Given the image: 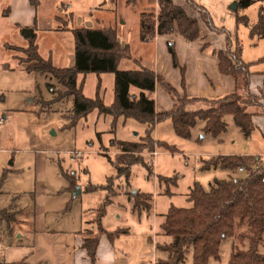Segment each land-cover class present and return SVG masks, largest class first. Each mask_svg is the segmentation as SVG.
<instances>
[{
  "label": "rangeland",
  "instance_id": "obj_1",
  "mask_svg": "<svg viewBox=\"0 0 264 264\" xmlns=\"http://www.w3.org/2000/svg\"><path fill=\"white\" fill-rule=\"evenodd\" d=\"M23 1L14 0V3ZM38 1V7L31 10L36 19L34 33L40 53L45 58L51 57L56 66L73 64V30L108 28L115 29L118 38L131 48V61H123L119 69H151L143 64H147L155 46L141 36V14L156 10V0ZM173 1L199 20L204 30L202 36L210 38L206 50L213 47L226 50V37L209 32L187 0ZM194 1L205 6L215 24L229 32L232 52L237 50V44L241 46L242 61L250 64L251 72L264 71V37L253 33L260 11L264 10V0H254L247 8H239L240 0ZM234 3L237 11L231 12L229 7ZM238 17L243 18L240 24L236 22ZM9 22L0 8V120L7 118L6 124L0 125V178L8 171L0 190V211L6 210L16 217L13 222H7L0 215L3 218L0 241L6 248L0 251V256L3 258L5 252L7 262L34 264L39 259L54 262L61 257L64 264H71L70 253L76 238L89 237L83 231L91 230L93 237L105 235L94 221L98 210L110 199L105 205L102 225L107 232L122 231L114 241L116 264H156L159 258H166L158 252L157 245L171 242L161 229L171 207L191 208L188 197L196 184L210 190L217 180L230 181L247 174L220 168L203 170L204 162L219 156H245L250 150L262 156L264 164V140L260 132L246 137L232 116H226L227 130L218 137L204 134V123L198 122L191 137L183 138L176 133L172 121L167 120L156 125L153 139L173 146L175 152L158 147L154 154H147V160H152L154 165L152 175L143 164H135L128 178L118 176L111 162L117 154L116 143L139 142L145 137L147 126L124 117L115 121L113 116L95 110L81 119L76 128L65 130L69 123L65 114L73 109L74 100H65L51 108L42 105L55 97L53 88L64 89L50 76L28 73L16 65L15 57L20 53L14 47H28L23 36L28 28L24 24L11 26ZM4 41L8 42L6 46ZM5 63L10 69L3 66ZM78 84L87 98L95 99L99 95L106 106L115 102L112 73L80 75ZM131 94L139 95L140 91L132 87ZM150 96L156 97L154 93ZM193 107L191 110H198ZM254 111L264 115L260 108H252L251 112ZM62 171L76 177L73 191L68 190L70 183ZM160 176L173 180L161 183ZM176 176L178 181L174 185ZM93 186L107 188L90 193L87 189ZM133 192L153 196L152 212L133 213L134 200L129 196ZM245 231L246 225L236 228L237 234ZM235 247L246 250L249 241L226 239L220 248V259H211L210 264H230ZM259 252L264 254V240ZM181 264H193L192 252Z\"/></svg>",
  "mask_w": 264,
  "mask_h": 264
},
{
  "label": "trees",
  "instance_id": "obj_2",
  "mask_svg": "<svg viewBox=\"0 0 264 264\" xmlns=\"http://www.w3.org/2000/svg\"><path fill=\"white\" fill-rule=\"evenodd\" d=\"M155 1V0H152ZM157 9L148 10L141 14V36L144 41H152L157 36H172L178 34L187 43H194L200 37V26L197 18L191 17L180 5L173 0H156ZM254 0H240L239 8L249 7ZM34 7H38V0H30ZM188 5L194 10L203 22L207 30L219 36L226 37V50H214L213 54L219 60V71L223 75L232 76L238 83L237 89L223 97L210 99L204 97H189L181 94L176 87L165 80L152 69L139 68L133 70H121L120 64L131 61V50L123 46L118 40V32L115 29H88L73 30L75 66L65 68L56 66L52 59H46L40 54L37 44V36L28 39V47H14L17 66L28 73H36L50 76L61 85L64 91H56L55 97L43 102L42 105L51 108L57 103L73 99V109L66 115L69 123L65 130L76 128L79 121L97 110L100 114L113 116L115 121L119 117L133 119L146 125L145 137L139 142H117V154L114 161L111 160L117 175L129 177L131 167L135 164H143L153 174V161L147 160V154H154L159 148L175 152V148L164 142L153 139L156 125L167 120L172 121L176 133L183 138H190L192 130L198 122L204 123L203 133L218 137L227 130L226 116H232L236 125L246 137H250L255 130L253 117L257 112L251 109L261 106V99L251 93L252 72L250 64H246L241 58V46L237 44V50L232 52V41L229 32L225 28L218 27L210 11L194 0H187ZM237 11V10H236ZM235 11V12H236ZM243 18L236 19L240 24ZM253 33L264 37V10L260 11L258 23ZM210 46L205 44L204 50ZM172 56L173 66L180 70L182 83L185 85L186 69L179 63L173 42L168 43ZM25 66V67H23ZM10 69L7 64L4 66ZM94 73L98 76L112 73L115 75V102L106 106L98 95L95 99L87 98L83 94L82 87L78 84L80 75L86 76ZM160 85L170 94L174 101L171 110L165 112L156 111V102L150 96ZM137 88L139 95H132L131 88ZM241 87V88H240ZM205 104L209 108L190 110L196 104ZM224 169L239 171L243 169L247 173L242 178L230 181L217 180L211 185L210 190L196 184L189 193L188 200L192 203L189 209L171 207L161 225L164 235L171 238L170 243L157 245L158 252L165 254L166 258H159L156 264H181L189 252H192L193 264H210L211 259H220V248L228 238H236L239 241H249L246 250L234 248L230 264H264V254L259 252V246L264 240V164L261 158L255 156H219L204 162L203 170ZM8 171L0 178V190L2 189ZM62 175L70 183L69 191L76 187V177L63 171ZM173 178L159 177V182L170 183ZM178 177L174 185H177ZM109 182H113L112 178ZM107 187H91L90 193L100 192ZM113 195L114 192H111ZM134 200L133 213L141 215L153 210V196L147 193L137 192L129 195ZM98 210V230L107 236L113 243L115 238L122 233L121 230L107 232L102 220L105 215V205ZM0 215L8 219L6 210L0 211ZM0 217V223L3 218ZM12 217V216H11ZM247 226V231L237 234L236 228ZM87 238L83 240V248L87 251L92 262L96 261L99 238L93 237V232L85 233ZM0 264H28L25 261L8 263L6 258L0 256ZM46 264V263H40Z\"/></svg>",
  "mask_w": 264,
  "mask_h": 264
},
{
  "label": "crops",
  "instance_id": "obj_3",
  "mask_svg": "<svg viewBox=\"0 0 264 264\" xmlns=\"http://www.w3.org/2000/svg\"><path fill=\"white\" fill-rule=\"evenodd\" d=\"M27 6L29 7L28 10H26ZM0 8L3 9L4 15H6L7 18L9 19L10 21L9 23L11 24V26L15 24H24L28 29L32 30V35H33L35 28L34 24L36 19L35 17H33V12L31 10L36 7H34L31 4L30 0H28L27 2L24 0L23 2H19L17 4L14 3V0H0ZM19 8H22V11H18ZM203 31L204 30L200 28V33H201L200 37L194 43H187L178 34H174L172 36H157L154 40L151 41L153 43V48L155 46V49L153 50V54L150 56V59L149 61H147V64L145 63L143 65L144 67H150L156 73H158L163 78H165V80L171 83L174 87H176V89L181 94H186L189 97H204V98L216 99L223 97L228 93L234 92L238 87V83L232 76H227L220 73L219 60L213 54V51L216 48L213 47L212 50L203 49L205 46L204 43L207 44L208 42V44H211L209 42L210 39L209 37L202 36ZM118 40L121 42L123 46L127 45L129 47L128 43L122 42L119 38ZM169 42H173L175 44V50L178 56L179 63L182 67H185L186 69L185 85H183L182 83V76L180 70L173 66L172 56L171 53L169 52V47H168ZM7 44L8 42L4 41V46H6ZM20 44L21 46H25L24 43H20ZM18 46L20 45L18 44ZM218 50H224V49H218ZM42 57L44 56L42 55ZM46 59H52V58L50 57ZM141 59L142 58H139V60ZM6 64L7 63H5V65ZM74 66H75V57H73L72 66L65 68H73ZM250 90L252 94L260 97L261 106L259 108L261 110H264V71L261 72L252 71ZM163 91L165 90L160 85H157L156 91L154 92V94L156 95L154 100L156 102L157 112L169 111L172 109L174 105V101L170 97V94ZM196 105H194L196 107L191 106L190 110L192 109V107L193 109L204 108L202 104H196ZM254 112L256 113V111ZM5 119L7 118L5 117ZM252 121L255 126L254 132L255 131L260 132L264 140V115H262V113L256 114L253 117ZM263 151H264V147H263ZM245 156H255L261 159L263 158L262 156L258 155V153H252V151L250 150L247 151ZM15 218H16L15 216L11 218L13 219L12 222L15 220ZM83 232H84L83 234H85L86 232H91V230H86ZM92 236H94V233ZM85 238L87 237L76 238L74 250L72 253H70L71 264H116L118 258L117 257L114 258V242L112 243L107 238L106 235H104L102 238L98 237L99 246L97 249L95 262L91 261L87 251L83 248V240ZM2 255H4L6 258L5 252H3ZM64 262L65 260L63 258L58 257L57 260H55L54 262L49 259H43V260L39 259V261H37L34 264H40V263L64 264ZM8 263H12V262H8Z\"/></svg>",
  "mask_w": 264,
  "mask_h": 264
},
{
  "label": "water",
  "instance_id": "obj_4",
  "mask_svg": "<svg viewBox=\"0 0 264 264\" xmlns=\"http://www.w3.org/2000/svg\"><path fill=\"white\" fill-rule=\"evenodd\" d=\"M236 8H237V3H234V4H232V5L229 7V10H230L231 12H235V11H236ZM23 36H24L25 39H29V38L32 36V30H30V29L25 30ZM135 193H136V192H133V194H135Z\"/></svg>",
  "mask_w": 264,
  "mask_h": 264
},
{
  "label": "built area",
  "instance_id": "obj_5",
  "mask_svg": "<svg viewBox=\"0 0 264 264\" xmlns=\"http://www.w3.org/2000/svg\"><path fill=\"white\" fill-rule=\"evenodd\" d=\"M6 119L4 118V119H2V120H0V125H2V124H6ZM240 172H245L243 169H240L239 170ZM2 249H6V248H4L3 247V245H2V243H1V241H0V251L2 250Z\"/></svg>",
  "mask_w": 264,
  "mask_h": 264
}]
</instances>
